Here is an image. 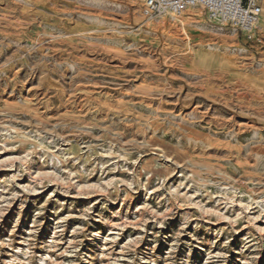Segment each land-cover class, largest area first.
Masks as SVG:
<instances>
[{
	"label": "rangeland",
	"instance_id": "1",
	"mask_svg": "<svg viewBox=\"0 0 264 264\" xmlns=\"http://www.w3.org/2000/svg\"><path fill=\"white\" fill-rule=\"evenodd\" d=\"M143 5L0 0V264H264V27Z\"/></svg>",
	"mask_w": 264,
	"mask_h": 264
},
{
	"label": "built area",
	"instance_id": "2",
	"mask_svg": "<svg viewBox=\"0 0 264 264\" xmlns=\"http://www.w3.org/2000/svg\"><path fill=\"white\" fill-rule=\"evenodd\" d=\"M192 8H202L212 23L243 32L249 38L263 13L261 0H144L142 10L149 17L162 13L180 17Z\"/></svg>",
	"mask_w": 264,
	"mask_h": 264
},
{
	"label": "bare ground",
	"instance_id": "3",
	"mask_svg": "<svg viewBox=\"0 0 264 264\" xmlns=\"http://www.w3.org/2000/svg\"><path fill=\"white\" fill-rule=\"evenodd\" d=\"M264 1V0H263ZM262 2V1H261ZM187 19V18H186ZM189 20H196V15L194 14V15H191L190 17H189ZM186 21V20H185ZM260 27H264V14H262V16H261V18H260V20H259V22L257 23ZM257 26V25H256ZM255 32V31H254ZM177 99V98H176ZM175 100V99H174ZM179 101V100H178ZM177 101V102H178ZM213 101V100H212ZM213 103V102H212ZM228 109V108H227ZM182 110V109H181ZM209 110V109H208ZM229 111V110H228ZM232 111V110H231ZM239 111V110H238ZM196 112V111H195ZM208 112V111H207ZM173 113V112H172ZM213 114H214V112H213ZM234 115V114H233ZM201 117V116H200ZM244 126V125H243ZM241 127V126H240ZM249 128V127H248Z\"/></svg>",
	"mask_w": 264,
	"mask_h": 264
}]
</instances>
